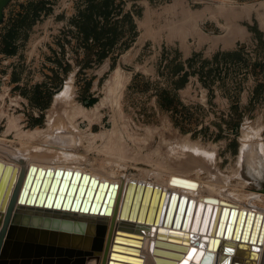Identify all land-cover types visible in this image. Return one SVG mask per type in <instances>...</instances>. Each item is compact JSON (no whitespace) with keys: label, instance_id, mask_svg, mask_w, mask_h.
<instances>
[{"label":"rangeland","instance_id":"obj_1","mask_svg":"<svg viewBox=\"0 0 264 264\" xmlns=\"http://www.w3.org/2000/svg\"><path fill=\"white\" fill-rule=\"evenodd\" d=\"M3 133L123 178L185 170L264 207V0H10Z\"/></svg>","mask_w":264,"mask_h":264},{"label":"bare ground","instance_id":"obj_2","mask_svg":"<svg viewBox=\"0 0 264 264\" xmlns=\"http://www.w3.org/2000/svg\"><path fill=\"white\" fill-rule=\"evenodd\" d=\"M118 79L116 80V83H113L115 84L114 88L109 86V88H111V90H109V97L111 96L113 90L115 92L123 90V83L121 82L122 79ZM117 93H114L115 97H119V95H116ZM110 98L112 99V97ZM102 103L104 102L102 101ZM82 110L83 108H80L78 111H81V114H83L85 109L83 110L84 112ZM73 113H76V111ZM84 115L86 114L84 113ZM14 122L15 121H13V124L16 123ZM17 124L16 129L19 126H17ZM19 128H22L21 125ZM37 129L33 131L18 129L14 138L19 140V144L28 142L31 138H35V135L40 131L39 128ZM51 130L52 129L49 128L44 136L45 139H50V141L53 138L54 132L58 131L54 129V132H52ZM50 131L52 133H50ZM6 135V133H3V135L0 136V162L3 164H14L22 167L25 169L26 175L31 165L42 167L44 169L50 168L53 171H56L57 169H62L63 171L69 170L71 171L69 184L73 181L75 171L81 172V174L77 177V181H74V183H76V187L74 189H69L67 187L64 192V198L68 197V202L66 204L64 203L65 200H63L60 206L56 208L48 206L47 196L51 189V187L48 186L46 189L47 195L44 196V199L40 203H36L35 201L31 203L27 200L21 202L18 200V205L11 217L12 219L15 216L16 220L20 219L22 222H28L30 224L33 220L45 218L49 215L51 220L59 227L58 229H64V232H67V234L70 235L67 236L70 244H73L74 230H82V241L83 243L89 245V248H83L82 254H78L76 252L72 255L63 254L60 256L66 257L68 264H110L111 259L123 262V264H158L157 258H168V256L160 253L161 251L166 252L164 250H171L187 254L188 251L182 252L181 250L156 244L158 240L168 241L170 237L180 239L179 241L173 240L177 245L186 244L188 245V248L192 245L196 246V249L201 247L205 248L204 254L200 253L196 257L193 256L191 258L194 252L192 251L188 258V264H234L236 261H241L243 264H264V207L252 202L251 199L253 197L251 198V196H247L244 192H238L236 190L237 188H232V191L228 190L230 185L211 184L207 180L205 181L196 176H191L190 173L185 170L169 173V177L167 179L158 177L160 173L153 170L151 171L152 173H148V175H143L144 177L139 178H123L122 175L119 176L115 173V175H109L107 174L108 172L106 173L95 167L89 168L86 165L80 164V162L75 164L68 163L72 160L70 158L73 157L68 158L66 156L67 158L64 157L63 159L57 154V158L55 157L51 159L48 154L49 149H46L48 145L47 142H50L47 139V142H45L47 145H28L29 147L27 149H21L19 146H14L12 144L7 145ZM54 137L56 136L54 135ZM107 147L110 148V146ZM24 153L28 155H25ZM46 153L48 155H46ZM84 173L89 174V178L84 181L85 187L81 192L80 185L82 184V174ZM26 175L21 185L20 193L25 183ZM93 176L98 179V182L95 185L92 184ZM52 177H54V175ZM175 178L181 179L184 181V184L182 183V186L179 185L176 183ZM106 181L108 185L100 183H104ZM133 181L136 183H131ZM187 182L194 183L196 186L188 184ZM111 183L115 184V190L112 195L110 190ZM185 184L187 186H185ZM147 185L161 187V190L151 188ZM89 188L94 189L92 191H88ZM102 190L103 192L101 193ZM164 191L169 192L170 194L172 192H176L179 196L185 195L189 199L193 198L196 202H208L212 204V206H209L211 208L216 206L218 208L219 218L213 224V228L211 229L210 227L211 222L203 224L198 219L193 223V217L192 219L190 218L187 226L183 228V231L181 228L182 225L176 226L179 228H175L173 226V220L170 225H166L164 219L161 220V205L164 198ZM258 197L256 196L255 198ZM153 198H155L154 203L151 204V199ZM206 198L210 199L206 200ZM75 200L79 202L75 204ZM87 201L89 202L88 204L86 203ZM94 201L99 202V206L97 208H92L91 206ZM232 207L237 208L238 211L245 210L247 212L246 215L250 214L249 217H251L252 214V217H254L253 219H255L256 214H260V218L258 219L260 226H258V231L255 235L257 236V240H259L257 243L259 245L258 252L256 254V258L250 259L248 262H246V259L250 258L252 244L257 241L253 235H250L249 233L247 234L246 232L244 233L243 229L238 230L239 233L235 234L234 227H231L227 233L225 223L222 224V232L219 235L216 233L220 223V215L222 214V211ZM174 215L175 214H173V216ZM9 223L6 227L0 249V260L3 264H22V257L16 254V247L13 246L6 252H2V246L6 240ZM193 224H195V226H193ZM66 228H68V230ZM169 230H176L178 234H171ZM123 232L132 233V235L123 234ZM16 235L18 234L16 233ZM216 236L219 237V244L217 248H209L208 245L210 238H214ZM253 239L255 241H253ZM16 240H18L17 236L14 241ZM97 241L98 245L96 246ZM115 242L118 243L120 247L116 250L113 249V244ZM155 248H160L162 250H158L157 252ZM128 250L131 252H128ZM112 251L126 254V256H124L126 259L122 260L115 257L113 258ZM132 251H135V253ZM201 251L203 252V250ZM129 255H136L142 259L140 262H134V258L129 257ZM35 257L36 256H32V260ZM44 258L45 256H42V259ZM128 258L132 260H128ZM172 259L174 261L168 262L175 263L180 261L175 257H172Z\"/></svg>","mask_w":264,"mask_h":264},{"label":"water","instance_id":"obj_3","mask_svg":"<svg viewBox=\"0 0 264 264\" xmlns=\"http://www.w3.org/2000/svg\"><path fill=\"white\" fill-rule=\"evenodd\" d=\"M10 0H0V20L2 19L3 9L6 4ZM81 174L80 171H75V176L71 184H69V177L71 175V171L62 169H57L56 171L51 170L50 168L44 169L42 167H36L31 165L29 170L25 172V169L14 164H3L0 162V249L3 242L4 234L6 227L18 205V200L21 202L28 201V202H36L40 203L44 196L47 195L46 189L48 186L51 187L49 194L47 196V204L50 207H58L60 206L61 202L65 200V204L68 202V197L64 198V192L67 189H74L76 187L77 177ZM25 183L22 187L21 193L20 188L25 178ZM54 175V177H52ZM83 180L82 184L80 185L81 192L85 187L84 181L89 178V174H82ZM180 180V181H178ZM176 183L182 186L184 181L181 179L175 178ZM98 182V179L92 177V184L95 185ZM103 185H108L107 181L102 183ZM136 183V182H131ZM188 183V182H187ZM186 183V184H187ZM185 184V186H187ZM196 186L194 183H188ZM115 184H110L111 195L113 194L115 188ZM154 189L161 190V187L147 185ZM192 186V187H194ZM94 188H89L88 191H92ZM103 190L101 191V193ZM165 192V191H164ZM110 193V192H109ZM20 194V197H19ZM154 199H151V204L154 203ZM210 199V198H206ZM79 201L75 200L74 203H78ZM89 203L88 201L86 202ZM92 208H97L99 206V202H92ZM212 206L210 203L205 204L204 202H196V200L189 199L185 195H180L176 192H169L164 193L163 202L161 205V220L164 219L166 225H170L171 221L173 220V226L175 228H179L176 226H181L182 231L188 224L190 218L193 215H200L203 211L205 212L204 219L205 221L203 224H208V216L211 214ZM218 215V208L215 207L214 214ZM245 210L238 211L237 208L232 207L230 209H226L222 211L220 215V223L216 230V233L219 235L222 232V224L225 223L227 227V233L231 227L235 228V234H238V230H242L245 233H249L253 235L254 238L257 240L258 226H260L258 219L260 218V214L251 217L250 214L246 215ZM165 214V215H164ZM173 214H175L173 216ZM215 215L213 216L210 227L213 228V224L215 223ZM164 217V218H163ZM254 220V221H253ZM195 226V224H193ZM59 227L56 225L54 221L51 220V217L48 215L45 218H39L38 220H33L30 224L28 222H22L20 219H15V216L11 219L9 226H8V233L6 236L5 243L2 246V252H6L8 249L12 248L13 246L16 247V254L22 257V264H68V260L66 257H60L63 254L72 255L73 253L82 254L83 248H89V245L83 243L82 241V230H74L73 233V244L67 239V232H64V229H58ZM68 230V228H66ZM171 234H178L176 230H169ZM16 233L18 235H16ZM123 234L132 235V233L123 232ZM17 236L18 240L14 241L15 237ZM70 236V235H69ZM179 241L180 239H176L175 237H170L169 240H158L156 244L164 245L169 248H174L176 250H181L182 252H187V254L174 252L171 250H164L166 252L161 251L160 253L168 256V258H157L158 264H185V261L188 262L189 255L193 252V255L196 257L198 254H204L205 248L201 247L196 249V246L188 245H177L175 241ZM253 241H255L253 239ZM256 243L252 244V250L250 253V258L246 259L248 262L250 259L256 258V254L258 252L259 245ZM16 244V245H15ZM85 244V245H84ZM219 244V237H211L209 240V248H217ZM98 245V241L96 242V246ZM119 247L118 243L113 244V249L116 250ZM158 250H162L160 248H155ZM203 250V252L201 251ZM128 252H131L128 250ZM135 253V251H132ZM175 254V255H174ZM180 254V255H176ZM185 255V256H184ZM32 256H36L32 260ZM42 256H45L42 259ZM58 256V257H55ZM126 254L120 253L117 251H112V257L118 259H126ZM128 256V255H127ZM129 257L134 258V262H140L142 259L136 255H129ZM172 257L178 258L179 262H168L174 261ZM128 260H132L128 258ZM79 263V262H78ZM0 264H3L0 260ZM14 264V263H13ZM110 264H123L118 260H110ZM234 264H243L241 261H236ZM246 264V263H245Z\"/></svg>","mask_w":264,"mask_h":264},{"label":"snow or ice","instance_id":"obj_4","mask_svg":"<svg viewBox=\"0 0 264 264\" xmlns=\"http://www.w3.org/2000/svg\"><path fill=\"white\" fill-rule=\"evenodd\" d=\"M185 264H188V262H187V261H185Z\"/></svg>","mask_w":264,"mask_h":264}]
</instances>
